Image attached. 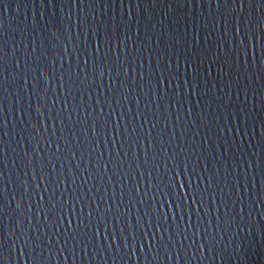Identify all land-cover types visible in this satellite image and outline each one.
I'll return each mask as SVG.
<instances>
[{
  "label": "water",
  "instance_id": "obj_1",
  "mask_svg": "<svg viewBox=\"0 0 264 264\" xmlns=\"http://www.w3.org/2000/svg\"><path fill=\"white\" fill-rule=\"evenodd\" d=\"M0 45V264H264V0H0Z\"/></svg>",
  "mask_w": 264,
  "mask_h": 264
},
{
  "label": "snow or ice",
  "instance_id": "obj_2",
  "mask_svg": "<svg viewBox=\"0 0 264 264\" xmlns=\"http://www.w3.org/2000/svg\"><path fill=\"white\" fill-rule=\"evenodd\" d=\"M83 27V25H81ZM113 39H118L115 35V30L113 31ZM111 43V41H109V44ZM103 45L101 44L100 46V49L97 50V55L99 54V51L102 49ZM121 51H124V47H123V43H121L120 45V52ZM2 53H3V47L2 45H0V59H3V56H2ZM119 57L117 56L116 57V60H118ZM40 60V57L37 55L35 58H34V63H35V67L33 68V71L35 73V75H40V70H41V65L38 63V61ZM92 62L93 64H95L97 67L99 66V63L97 62V60H93L92 59ZM104 64L106 65L107 64V57H104ZM160 70V69H158ZM43 72H44V75H46L47 73V67L44 66L43 67ZM124 74L127 75V69L125 68L124 69ZM96 75L99 76L100 73L99 72H96ZM168 76V79H169V85H168V90H165V87H163V90H161V86H164V79L165 77L162 76L161 79L159 80L158 82V92H159V95L157 96L155 93L153 94V97H152V102L153 103H156L157 99L160 100L161 103L164 102L166 96L169 95V91L171 90V80L174 79L175 77H172L171 76V73L169 72L167 74ZM86 79V77H85ZM63 91V88L61 89ZM70 90V89H69ZM147 122V121H146ZM98 123H99V118H98ZM100 127H102L103 129L105 128H108L109 130L111 129V125L109 124V122L105 121L104 123H102L100 125ZM156 126L153 125V128H155ZM128 136V134H127ZM140 136H142V130H141V133L138 134L136 136V139L139 141V138ZM117 137L120 138V134L119 132H117ZM128 139L129 137L126 139L124 137V142L127 143L128 142ZM151 144V142H150ZM146 155H148V153H146ZM172 161H176L177 160V156L176 155H173L172 158H171ZM178 167V165H177ZM176 175H181L180 172H177ZM188 173L187 172H184L183 173V176H187ZM193 177H195V173L192 174ZM45 181H44V177H43V173H41V183L43 184ZM61 183H63V181L61 180ZM201 184H203V182H201ZM211 186V183L209 182V187ZM157 187H159V185H157ZM181 188H184L182 185L180 186V189ZM180 189H179V193H180ZM151 189H149L150 191ZM168 190H169V194L171 196V198L176 201V210L181 212V203H180V199L183 200L184 202V205L186 203V201L188 200V198H192L193 199V204L196 203L197 200L200 201V204H201V207H203V202L205 200V198L207 197V194H208V189L207 188H201L200 185H196L195 186V189L192 188V184L191 182H189L188 184V193H187V196H180V199L177 198V193L175 191V188L173 186V184H169L168 185ZM45 191L47 192V189H45ZM37 192H39V189H37ZM137 194H139V190H137ZM160 193H158L157 195H159ZM54 195V193L52 194ZM147 193L145 194V198H147ZM165 199H168V196H165ZM67 203V201H65V204ZM50 204L52 205V208L55 209L56 205L53 203L52 201V196H51V199H50ZM171 207V205H170ZM183 211H184V208H183ZM64 212L67 213V209L65 208L64 209ZM73 215L75 216V213H73ZM89 216H91V212L89 213ZM152 216L155 218V221H156V224L157 225H160L161 222H165L166 223V217L164 215V213H162L161 211H159V213L156 212V210L153 208L152 209ZM0 222H2V217H0ZM136 226H137V229L139 231V233H143V225L141 224V221L138 219L137 222H136ZM151 227V226H149ZM73 226L72 224H69L68 226V231L70 229H72ZM160 227H157L156 231L159 233L160 232ZM165 231V234H167V229L165 227L164 229ZM69 233H71V231H69ZM129 235H134L132 232L129 233ZM147 236H144V239L147 240ZM136 240L134 239L133 240V243H135ZM7 251H8V237H7V234L5 232V229L4 227L0 226V256H4L6 258L7 256ZM133 255H135V253L133 252Z\"/></svg>",
  "mask_w": 264,
  "mask_h": 264
}]
</instances>
